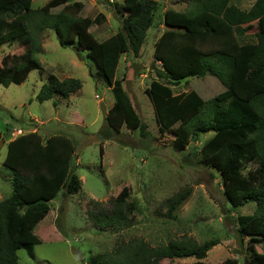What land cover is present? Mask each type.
I'll return each instance as SVG.
<instances>
[{
    "label": "trees",
    "instance_id": "trees-1",
    "mask_svg": "<svg viewBox=\"0 0 264 264\" xmlns=\"http://www.w3.org/2000/svg\"><path fill=\"white\" fill-rule=\"evenodd\" d=\"M116 2L117 12L125 11L127 15H121V27L114 35L98 41L90 29L99 26L105 17L79 16L84 9L81 2L50 0L32 9V0H0V47L17 45L26 50L0 59V86L21 85L31 71L41 69L35 56L42 50V34L51 30L60 46L85 51L98 76L110 88L114 103L106 114L109 134H119L116 129L123 125L134 130L140 118L122 80L116 78L117 70L124 55H139L154 25H163L154 43L152 69L156 79L144 91L158 132L165 135L178 127L171 142L177 152L186 150L202 135L212 134L199 149L197 164L220 175L232 211L249 203L254 205L253 213L237 216L236 223L241 242L247 241L245 262L264 264V0H255L247 11L232 0H187L183 11L165 10L161 23L157 18L162 4L156 0ZM248 24H255V32L251 42L243 43L242 26ZM206 76L216 78L224 87L210 100H203L193 90L179 94L173 91L182 81ZM81 86L79 80H59L49 75L35 99H66ZM12 128L7 124L4 133L0 131V141L6 142L2 168L12 183L10 195L0 200V264H18L17 252L21 249L33 258V248L40 243L34 230L50 211L49 203L60 191L67 197L82 189L70 138H44L37 131L12 136ZM139 130L141 137L148 135L144 125L140 124ZM103 154L100 146V160ZM251 163L254 168L247 169ZM190 194L191 189L186 188L167 199L171 218ZM129 197L123 189L108 201V207L94 202L90 218L95 227L101 231L129 228L139 213L138 204L129 202ZM218 244L215 240L199 244L183 236L152 247L133 238L118 241L111 251L92 256L89 264H159V259L186 258H194L191 264H209L203 260ZM257 245L262 246L261 252L256 250ZM236 253L222 264H239L241 253Z\"/></svg>",
    "mask_w": 264,
    "mask_h": 264
},
{
    "label": "rangeland",
    "instance_id": "rangeland-1",
    "mask_svg": "<svg viewBox=\"0 0 264 264\" xmlns=\"http://www.w3.org/2000/svg\"><path fill=\"white\" fill-rule=\"evenodd\" d=\"M49 1L32 0L31 8H41ZM74 1L84 6L79 16L105 17L99 26L90 29L98 41L114 35L121 27V15H127L114 8V3L120 0ZM156 1L162 4L157 18L160 23L165 10L183 11L188 6L187 0ZM254 2L232 0L246 11ZM242 28V42H251L255 24ZM163 30V25H154L148 31L139 55H124L116 74L140 118L139 125L146 127L148 135L144 138L140 136L139 125L134 130L123 125L116 129L119 134H109L106 114L114 103L110 88L98 76L85 51L60 46L51 30L42 34V50L35 56L41 69L31 71L21 85L0 86V131L4 133L5 126L11 124L14 127L12 136L37 131L44 138L52 135L70 138L75 148V173L82 183L79 194L64 197L60 191L49 203L50 211L34 230L40 240L33 248L34 257L30 258L21 249L17 252L18 264H89L92 256L111 251L118 241L139 238L156 247L183 236L192 237L199 244L212 240L219 242L203 260L206 263L222 264L225 259L237 256L239 251V264H247L244 259L247 241L240 240L236 217L252 214L254 205L249 203L232 211L224 196L220 175L197 164L198 151L212 134L202 135L186 150L177 152L171 142L178 127L165 135L158 132L152 105L144 91L150 81L156 79L152 69L154 43ZM25 51L17 45L1 46L0 59ZM49 75L59 80L76 79L82 86L66 99L55 96L52 100L38 102L35 97ZM190 90L197 92L203 100H210L223 92L224 87L212 76L190 78L173 87L175 94ZM100 146L104 151L102 160ZM5 155L6 142L1 144L0 141V200L12 191L11 177L2 168ZM254 166L251 163L247 169ZM186 188L191 189V194L171 218L166 201ZM123 189L130 195L129 202H135L139 207L132 225L117 231L99 230L90 218L93 203L108 207V201L116 198ZM256 250L261 252L262 246L257 245ZM192 262L194 258L158 260L159 264Z\"/></svg>",
    "mask_w": 264,
    "mask_h": 264
},
{
    "label": "built area",
    "instance_id": "built-area-1",
    "mask_svg": "<svg viewBox=\"0 0 264 264\" xmlns=\"http://www.w3.org/2000/svg\"><path fill=\"white\" fill-rule=\"evenodd\" d=\"M19 134V133H18ZM13 136H16V135H13Z\"/></svg>",
    "mask_w": 264,
    "mask_h": 264
},
{
    "label": "water",
    "instance_id": "water-1",
    "mask_svg": "<svg viewBox=\"0 0 264 264\" xmlns=\"http://www.w3.org/2000/svg\"><path fill=\"white\" fill-rule=\"evenodd\" d=\"M1 144H2V141H1Z\"/></svg>",
    "mask_w": 264,
    "mask_h": 264
}]
</instances>
